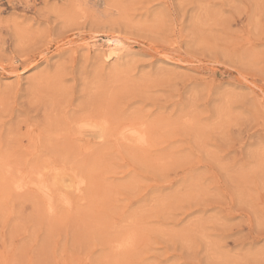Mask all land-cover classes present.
I'll use <instances>...</instances> for the list:
<instances>
[{
	"label": "rangeland",
	"instance_id": "rangeland-1",
	"mask_svg": "<svg viewBox=\"0 0 264 264\" xmlns=\"http://www.w3.org/2000/svg\"><path fill=\"white\" fill-rule=\"evenodd\" d=\"M0 264H264V0H0Z\"/></svg>",
	"mask_w": 264,
	"mask_h": 264
},
{
	"label": "bare ground",
	"instance_id": "bare-ground-1",
	"mask_svg": "<svg viewBox=\"0 0 264 264\" xmlns=\"http://www.w3.org/2000/svg\"><path fill=\"white\" fill-rule=\"evenodd\" d=\"M111 42V41H110ZM109 46V45H108ZM122 49V43H121V41L118 39V38H112V43H111V46H110V48L104 53V57L105 58H107V59H112V58H114V57H116V56H118L119 55V52H120V50ZM74 52V51H73ZM121 56V55H120ZM119 56V57H120ZM117 58V57H116ZM113 60V59H112ZM111 61V60H110ZM244 82V81H243ZM259 102V101H258ZM87 117V116H86ZM89 117V116H88ZM103 117V116H102ZM83 120V119H82ZM100 121V120H99ZM69 123V122H68ZM94 123V122H93ZM71 124V123H70ZM88 124V123H87ZM87 124H85V123H83L82 125H86L87 127H88V125ZM95 124V123H94ZM75 125V124H74ZM120 125V124H119ZM71 126V125H70ZM95 126V125H94ZM72 127H74V126H72ZM90 127V126H89ZM136 127V126H135ZM133 125H130V126H124L123 127V129H122V131H121V133H120V135H121V137H125V138H127V137H133V138H137L138 140L141 138V136H142V134L141 133H139V131H138V127H136L135 128ZM92 128V127H91ZM93 130V129H92ZM111 130V129H110ZM140 131L142 132V130L140 129ZM77 133V132H76ZM105 137V136H104ZM107 138V137H106ZM121 139V138H120ZM128 139V138H127ZM122 140V139H121ZM27 182H28V180H27ZM43 182V181H42ZM78 182V181H77ZM48 183V182H47ZM80 183V182H79ZM44 184H46L45 182H44ZM50 185V184H49ZM44 186V185H43ZM79 185L77 184V186H76V188L78 187ZM40 187H42V185L40 186ZM75 187V186H74ZM41 189H43V188H41ZM78 189H80V188H78ZM38 190V189H37ZM46 190V189H45ZM51 190V189H50ZM58 190H59V188H58ZM80 190H82V189H80ZM58 192V191H57ZM78 192V191H77ZM67 196V195H66ZM49 197V196H48ZM51 202H52V200H51ZM51 208V207H50Z\"/></svg>",
	"mask_w": 264,
	"mask_h": 264
}]
</instances>
